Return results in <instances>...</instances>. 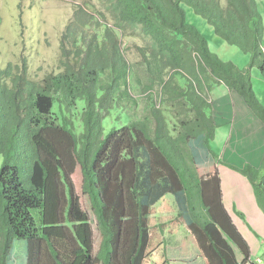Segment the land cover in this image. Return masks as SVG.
I'll list each match as a JSON object with an SVG mask.
<instances>
[{
  "label": "trees",
  "instance_id": "obj_1",
  "mask_svg": "<svg viewBox=\"0 0 264 264\" xmlns=\"http://www.w3.org/2000/svg\"><path fill=\"white\" fill-rule=\"evenodd\" d=\"M73 11L61 70L32 79L18 65L0 67V264H16L19 240L26 264H144L151 206L165 195L205 264L248 261L250 247L223 203L212 146L218 124L206 94L225 86L264 126L249 70L264 78L263 0H85ZM188 12L249 54V67L213 52ZM126 36L141 41L132 45L137 61L122 47ZM114 110L127 122L104 135ZM52 129L69 135L75 169L42 133ZM230 167L264 213V155L260 167ZM209 174L216 182L205 186ZM162 254L160 264H169Z\"/></svg>",
  "mask_w": 264,
  "mask_h": 264
},
{
  "label": "rangeland",
  "instance_id": "obj_2",
  "mask_svg": "<svg viewBox=\"0 0 264 264\" xmlns=\"http://www.w3.org/2000/svg\"><path fill=\"white\" fill-rule=\"evenodd\" d=\"M84 1L0 0V67H4L9 63L18 65L32 79H41L48 73H55L61 70V34L72 19L74 6L83 4ZM188 18V21L196 25L206 36L210 49L217 53L219 57L225 61L233 62L240 69L249 67V54L219 38L214 33V29L202 17L195 15L193 12H188ZM127 37L122 40V47H128L125 53L130 62L137 61L139 57L132 45L134 41L137 43L141 41L138 38ZM249 70L253 89L260 102L264 105V78L257 67H250ZM211 87L210 92H207L206 96L213 106L225 104L223 98L228 97L229 104L226 106L232 107V96L229 90L226 91L225 86L213 84ZM122 117L116 110L107 115L103 119L104 135L108 134L113 128H119L125 124L127 119L123 115ZM221 130L227 131L228 124L220 127L217 139L213 141L212 146L217 154L222 155L224 139L222 140ZM42 133L52 141L64 164L70 165L72 170L75 169L76 164L71 150L72 143L69 135L58 129L44 130ZM235 150L236 148H226L224 158L228 160L236 157ZM257 158H259V155ZM3 162L4 158L0 155V167ZM152 172L154 176L161 178L162 172L155 164H153ZM79 176V171L76 170L74 173L76 185H78L77 178ZM207 176L212 177L213 174ZM223 176L227 177L226 172H223ZM210 182V180L204 181V185H210ZM150 223L152 236L150 252L144 264H160L162 252H164V258L169 264H185L187 256L183 251L185 249L193 257L192 264H205L203 255L197 246L196 238L180 228L178 208L171 195H165L152 203ZM160 231H165L164 236H167L172 231H174L172 234L176 233L174 236L168 235L165 241ZM174 245L175 247L172 248ZM14 256L16 264H21L22 260L26 264L27 242L25 240H19L15 243ZM94 264L101 263L99 259L95 258Z\"/></svg>",
  "mask_w": 264,
  "mask_h": 264
},
{
  "label": "crops",
  "instance_id": "obj_3",
  "mask_svg": "<svg viewBox=\"0 0 264 264\" xmlns=\"http://www.w3.org/2000/svg\"><path fill=\"white\" fill-rule=\"evenodd\" d=\"M230 93L232 107L226 106L229 104L228 97L223 98L225 104L214 105L218 124L214 141L220 127L228 124L227 131L221 130L222 140L224 139L223 154H217L219 162L216 167L219 172L220 188L226 210L250 247V258L243 264H264V213L257 204L250 182L230 167H242L245 162L256 167L261 166L264 155V126L238 94ZM226 148H236V157L226 160L224 158ZM223 172H226L227 177L223 176ZM207 178L211 181L210 184L216 181L214 175ZM183 251L187 254L185 264H192L193 257L189 255L188 250ZM234 252L237 259L242 261L243 255L240 250L234 247ZM162 258L163 254L160 259ZM21 264H25L23 260Z\"/></svg>",
  "mask_w": 264,
  "mask_h": 264
},
{
  "label": "clouds",
  "instance_id": "obj_4",
  "mask_svg": "<svg viewBox=\"0 0 264 264\" xmlns=\"http://www.w3.org/2000/svg\"><path fill=\"white\" fill-rule=\"evenodd\" d=\"M208 179V178H207Z\"/></svg>",
  "mask_w": 264,
  "mask_h": 264
}]
</instances>
